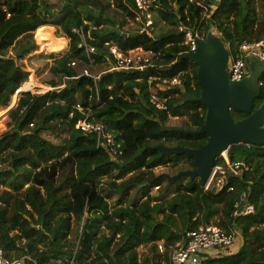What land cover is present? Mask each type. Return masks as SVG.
Instances as JSON below:
<instances>
[{
	"label": "trees",
	"instance_id": "16d2710c",
	"mask_svg": "<svg viewBox=\"0 0 264 264\" xmlns=\"http://www.w3.org/2000/svg\"><path fill=\"white\" fill-rule=\"evenodd\" d=\"M156 5L153 25L143 33L140 25L129 24L136 18L135 0H0V112L8 111L19 93L8 113L11 129L0 135V247L7 259L165 264L159 243L168 247L185 232L214 224L241 243L236 252H214L205 264H264V147L228 150L231 162L243 161L252 169L231 181L232 193L206 191L198 179L182 178L170 186L164 175L155 174L159 168H196L184 155L162 157L158 146L198 149L208 141L206 135L163 131L198 130L207 113L203 104L188 100L200 98L201 87L197 66L185 59L188 47L179 27H195L203 6H213L210 21L232 53L238 52L243 43L264 41V0H157ZM46 27L66 38L68 48L51 36L44 49L60 53L44 55L53 79L45 91H22L40 47L35 35ZM79 29L95 49L91 56L79 48L81 39L73 31ZM111 47L124 54L151 52L152 66L110 71ZM109 60L113 65L97 82L84 75L88 68L110 67ZM179 75L183 86L159 90L154 103L151 89ZM259 83L262 96L254 111L264 104V72ZM232 114L235 120L246 117ZM177 118L180 125L170 126ZM83 119L112 133L123 155L98 148L94 136L77 131ZM222 163L219 158L215 165ZM154 187H159L157 196ZM237 203L241 209L252 205L254 212L236 216Z\"/></svg>",
	"mask_w": 264,
	"mask_h": 264
},
{
	"label": "built area",
	"instance_id": "2783aa9c",
	"mask_svg": "<svg viewBox=\"0 0 264 264\" xmlns=\"http://www.w3.org/2000/svg\"><path fill=\"white\" fill-rule=\"evenodd\" d=\"M156 2L157 0H135L134 11L136 18L134 23L141 26V32L143 33H147L153 25V9L157 6ZM214 2L219 3L220 0H214ZM203 9L204 14L198 25L191 29L183 26L179 27V30L185 34L184 44L188 47L187 55L194 53L199 43L205 41L208 35L219 38L223 42L222 34L218 31L217 25L210 21L215 7L203 6ZM209 25L210 29L207 31ZM73 31L81 39L79 48L83 49L88 56L95 53V49L87 42L88 36L84 30ZM225 46L230 53L228 73L232 81L239 82L248 76L251 59L264 62V41L243 43L238 52L234 53H232L229 45L225 44ZM137 51L140 52L139 55H134L135 51L124 54L118 48L111 47V53L115 60L112 71H144L147 67L152 66V58H145L144 56L147 52L143 50ZM149 53L152 54L151 52ZM84 75L93 78L95 82L100 78L91 75L88 70L84 71ZM182 86L183 82L180 75L174 78H165L159 84L160 90L181 88ZM152 101L157 103V96L154 94ZM78 109L82 110L79 105ZM75 128L83 135L94 136L98 148L109 149L115 156L123 155L121 143L116 141L112 133L106 132L101 124H95L88 121V119H83L76 124ZM220 158L224 159V163L215 165L212 176L204 188L206 191L215 190L216 192L227 188L232 193L235 191V187L231 181L242 180L244 176L251 173L252 169L246 162H231L228 153L223 154ZM155 189L159 190V187ZM244 199H246V193L242 194L241 202ZM235 208L236 216H246L254 212L252 205H247L244 209H241V204L237 203ZM235 244L236 235L227 234L219 226L211 224L200 225L194 230L185 232L178 242L168 247L165 246L164 242H161L158 245V249L161 254H167L168 262L165 264H205L214 252L230 249ZM0 264H24V261L7 259L4 250L0 247ZM71 264H73V261H71Z\"/></svg>",
	"mask_w": 264,
	"mask_h": 264
},
{
	"label": "water",
	"instance_id": "95a60500",
	"mask_svg": "<svg viewBox=\"0 0 264 264\" xmlns=\"http://www.w3.org/2000/svg\"><path fill=\"white\" fill-rule=\"evenodd\" d=\"M116 32L120 34L119 29ZM229 58V50L222 40L211 35L199 43L194 53L185 57L197 66L198 83L201 87L200 98L188 100L199 102L206 107V119L195 131L166 127L163 131L194 136L206 135L208 141L198 149L164 145L156 148L162 157L184 155L194 160L195 169L180 171L172 177L164 175L170 186L182 178H189L191 181L200 180L202 187H205L212 176L216 160L232 146L264 147V104L254 111L256 101L262 96L259 81L264 72V62L251 59L250 76L235 82L230 79L228 73ZM253 61L256 64L252 67ZM255 70L256 76L253 73ZM232 113L246 117L235 120Z\"/></svg>",
	"mask_w": 264,
	"mask_h": 264
},
{
	"label": "rangeland",
	"instance_id": "374dc122",
	"mask_svg": "<svg viewBox=\"0 0 264 264\" xmlns=\"http://www.w3.org/2000/svg\"><path fill=\"white\" fill-rule=\"evenodd\" d=\"M131 27H134V29H139V26L135 23H129ZM127 28H130L127 26ZM39 31L41 30H38L36 35H35V40L36 42L38 43V45L40 46L39 47V51L36 53L37 56L35 57V59L32 61V64L29 65L30 68H31V75H30V78H29V83L27 85H25L24 88H22V91L23 90H26L30 87L34 88L33 91H45L47 89V85H46V82L50 79H53V76L51 75L50 71H49V68L51 66V61L47 58L44 57V55H46L47 53H50V54H60V53H51L49 50L47 49H44V45H46L47 43H50L49 38L52 36L54 37V41H55V44L58 45L59 47H62L65 46V50L66 48H68V40L66 38H58L56 36V29L53 28V27H46L44 28V31H41V33L39 34ZM151 33V32H150ZM62 53V52H61ZM140 52L138 51H135V54L134 55H139ZM150 54V53H149ZM144 54L145 58H152L153 55L152 54ZM107 64L110 65V67L108 66V68L104 65H101V66H97V67H94L92 69H87L88 72L91 74V75H94V76H97V77H100V75H102L103 73H105L106 71L109 70V68H111V65L112 64V61L109 60L107 61ZM250 64V62H249ZM256 64L255 61L252 62V67ZM110 71H112V68L110 69ZM254 73V76H256L257 74V70L253 71ZM250 76V72H249V75L248 77ZM52 90V89H50ZM160 90V88L158 87H155V88H152L151 89V92H153L154 95L157 94V92ZM15 104L13 106H9L8 108V111H3V112H0L2 114H0V135L7 132L8 130H10V125H11V119L9 118L8 116V113L10 112L9 110L14 108L18 102V99H19V94L17 93L15 96ZM79 95L76 97V100H79ZM1 111V110H0ZM181 123V120H179L178 118L177 119H172L170 121V126H179ZM180 171L178 170H170V169H166V168H159L155 171V174L157 176H160V175H169V176H174L176 175L177 173H179ZM187 181H185L186 183ZM167 181H165L163 183V186L162 188H164L166 185H167ZM156 187H154L151 192L154 196H157L160 192V190H157L155 189ZM238 236V235H237ZM239 237V236H238ZM240 238V237H239ZM240 243H241V238H240V242L237 241V243L232 247L230 248L229 250V253H233V252H236L238 251L239 247H240ZM140 252H143L145 250L144 247H141L140 249Z\"/></svg>",
	"mask_w": 264,
	"mask_h": 264
},
{
	"label": "flooded vegetation",
	"instance_id": "af4514ba",
	"mask_svg": "<svg viewBox=\"0 0 264 264\" xmlns=\"http://www.w3.org/2000/svg\"><path fill=\"white\" fill-rule=\"evenodd\" d=\"M197 69H198V68H197ZM248 75H249V74H248ZM246 78H248V76H247ZM198 84H199V83H198ZM199 86H200V85H199ZM192 87L196 88V83H193ZM194 99H196V98H194Z\"/></svg>",
	"mask_w": 264,
	"mask_h": 264
},
{
	"label": "crops",
	"instance_id": "0c3cea01",
	"mask_svg": "<svg viewBox=\"0 0 264 264\" xmlns=\"http://www.w3.org/2000/svg\"><path fill=\"white\" fill-rule=\"evenodd\" d=\"M44 29V28H43Z\"/></svg>",
	"mask_w": 264,
	"mask_h": 264
}]
</instances>
